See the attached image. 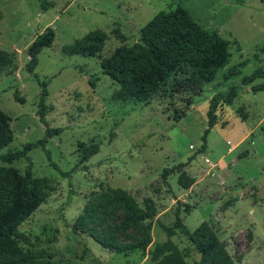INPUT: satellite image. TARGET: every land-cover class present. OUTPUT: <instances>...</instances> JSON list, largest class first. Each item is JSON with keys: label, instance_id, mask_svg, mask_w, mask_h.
<instances>
[{"label": "rangeland", "instance_id": "obj_1", "mask_svg": "<svg viewBox=\"0 0 264 264\" xmlns=\"http://www.w3.org/2000/svg\"><path fill=\"white\" fill-rule=\"evenodd\" d=\"M47 1L52 6L43 12L38 0H0V53L12 57L11 64L0 69V107L13 130L12 141L0 149V156L43 137L47 126L60 129L46 143L49 158L41 147L28 152L33 175L51 179L55 189L18 227L0 264H153L151 250L167 238L161 225L172 224L177 209L190 232L206 223L203 245L214 236L231 264H264V76L242 83L256 69L264 71V3ZM177 5L228 41L229 63L200 92L194 88L177 92L174 83L185 75L177 71L146 103L116 100L119 86L102 72L101 58L121 44L139 41L143 25ZM47 26L54 28V40L41 49L34 72L29 73L27 48ZM96 28L107 34L99 56L62 51L63 45ZM40 81H46V124L37 115ZM232 85L237 88L235 99L218 107L207 148L198 152L209 100ZM176 113L183 117L176 120ZM191 155L193 160L187 162ZM179 163L186 165L164 181L163 169ZM26 164L25 159L8 163L0 158V165L22 173ZM179 177L186 187L178 183ZM108 187L126 189L137 206L117 202L104 212L87 215L83 209L91 192ZM108 236L113 237V247L96 239ZM147 236L151 242L145 251H119ZM171 239L188 264H223L218 250L203 252L183 233Z\"/></svg>", "mask_w": 264, "mask_h": 264}, {"label": "trees", "instance_id": "obj_2", "mask_svg": "<svg viewBox=\"0 0 264 264\" xmlns=\"http://www.w3.org/2000/svg\"><path fill=\"white\" fill-rule=\"evenodd\" d=\"M38 1L43 12L52 6L50 1ZM261 1L264 3V0ZM116 30L121 41H125L126 36L119 29ZM54 37V28L47 26L30 43L27 48L29 59L25 65L29 73L34 72L41 49L50 46ZM106 39V32L96 28L83 37L75 39L72 43L63 45L62 51L67 55L99 56ZM230 58L228 41L217 31L202 27L182 5H177L174 9L156 13L140 28L139 41L131 45L117 46L109 56L101 58L100 66L102 72L109 75L119 86L114 94L116 100L146 103L167 82L169 76L177 71L185 74L182 79L174 80L173 88L177 92L185 88H194L196 92H200L202 85L212 82L217 72L229 63ZM11 62V56L4 52L0 53V69ZM259 76H264V71L261 68L244 76L242 83L248 84ZM39 83L42 88L37 115L45 123V114L48 108L45 103L46 81ZM236 95L237 88L232 85L226 92H217L211 97L206 112L207 127L201 135L202 143L198 152H203L207 148V135L215 125L218 107L222 104H231ZM191 103L188 102V104ZM181 114H174V118L180 120L183 117ZM58 132L60 129L47 126L43 137L25 143L21 149L0 156L4 162L8 163L19 159L27 161L23 173L11 165H0V255L11 250L14 237L18 233V227L46 201L50 192L55 189L51 179L33 175L28 152L34 147H41L49 158L50 154L46 143L49 137ZM12 139L13 130L10 126V117L0 107V149L9 144ZM193 156H189L187 162L193 160ZM52 164L56 166L55 163ZM185 165L186 163H179L173 167H165L161 173L162 179L165 181L168 175ZM61 174L69 176V173L64 171ZM178 183L182 187L187 185L182 177H179ZM117 202L130 208L137 206L134 197L126 189L108 187L106 190L92 191L83 211L87 215H93L106 211ZM123 226L124 223H121L119 228H123ZM161 226L167 238L157 243L151 250L153 264H188L182 250L171 239L178 232L187 235L203 252L210 249L218 250L223 264L232 263L225 247L214 236L208 237L207 244L203 245L205 233H202V227L206 226L205 222L190 232L182 222L179 209H177L172 224H162ZM96 239L105 247H113V237L111 236L96 237ZM150 242L151 239L147 236L144 241H135L120 247L119 251L125 252L134 249L145 251Z\"/></svg>", "mask_w": 264, "mask_h": 264}]
</instances>
